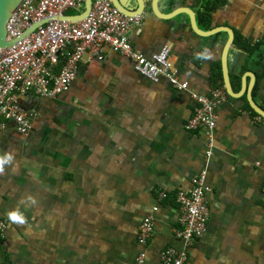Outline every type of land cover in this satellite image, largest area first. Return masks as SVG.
Returning <instances> with one entry per match:
<instances>
[{"label":"crops","instance_id":"obj_1","mask_svg":"<svg viewBox=\"0 0 264 264\" xmlns=\"http://www.w3.org/2000/svg\"><path fill=\"white\" fill-rule=\"evenodd\" d=\"M200 3L177 0L172 7L160 0L159 8L197 14ZM146 6L131 42L148 58L167 46L188 90L165 77L152 81L107 49L103 60L85 59L56 98L21 99L34 114L31 130L20 134L13 122L0 129V156L14 155V166L0 173V217L7 220L0 264H136L141 253L142 264H162V250L184 246L174 232L176 194L189 190L203 168L210 216L203 237L188 246L186 264H264V121L248 109L245 94L229 97L217 110L208 160L206 130L185 128L197 105L193 94L208 96L217 84L214 65H221L228 35H198L186 14L161 19L151 0ZM216 26L264 43V0H228L213 16ZM258 60L264 67V47L250 57L233 46L229 70L236 92L243 76L249 84L247 72L255 75L252 94L264 108V80L254 94ZM17 210L24 224L9 220ZM146 216L154 233L143 245L138 227Z\"/></svg>","mask_w":264,"mask_h":264},{"label":"built area","instance_id":"obj_2","mask_svg":"<svg viewBox=\"0 0 264 264\" xmlns=\"http://www.w3.org/2000/svg\"><path fill=\"white\" fill-rule=\"evenodd\" d=\"M83 4L84 0H24L7 25L9 40L23 36L35 22L70 14L71 10H78ZM140 24V16L123 14L109 0H95L90 13L82 21L52 20L11 47L1 48L0 129L13 122L17 132L27 134L32 128L34 114L23 107L21 99L30 93L42 98H56L70 88L85 59L103 60L107 49L128 58L138 73L152 81L158 82L165 77L173 87L188 90V83L180 81L175 73L167 46L151 58L134 47L130 33ZM62 58L64 62L61 64ZM193 97L197 105L185 128L189 131L206 130L208 160L214 146L217 110L229 96L219 81L210 95L193 94ZM256 119L264 121L259 115ZM206 177L207 169L203 168L192 178L189 190L177 192L179 215L174 232L184 246L162 250V264H186L188 246L205 234L210 216ZM167 195L162 191L159 198L164 199ZM6 230L7 220L0 217V242L4 248L7 247ZM153 233V217L146 216L138 227L139 243L146 244ZM144 257L145 254L141 253L136 264H142Z\"/></svg>","mask_w":264,"mask_h":264},{"label":"water","instance_id":"obj_3","mask_svg":"<svg viewBox=\"0 0 264 264\" xmlns=\"http://www.w3.org/2000/svg\"><path fill=\"white\" fill-rule=\"evenodd\" d=\"M24 0H0V49L8 48L17 43L19 39H22L32 32H34L39 26L44 25L52 20H64L70 22H79L87 17L90 13L95 0H84V4L81 8L76 10V13H70L60 16H51L44 18L38 22L33 23L21 36L17 39L9 40L7 33V25L12 18L13 14L18 10ZM114 7L120 12L128 16H142L147 8V0H109ZM160 0H151V11L161 19H172L180 14H186L190 19L191 29L201 36H212L220 32H226L228 35L227 41L223 46L221 53V69L223 76V83L227 92V95L231 98H240L244 94L247 101L254 112L264 118V108H262L254 99L252 90L255 84V75L252 72H247L246 76L250 77L249 84H245V77L243 76V84L240 91L234 90L230 70H229V55L234 46L235 33L231 27L216 26L210 30H203L199 27L197 22V16L195 11L188 7L180 6L175 8L170 13H163L159 8Z\"/></svg>","mask_w":264,"mask_h":264},{"label":"trees","instance_id":"obj_4","mask_svg":"<svg viewBox=\"0 0 264 264\" xmlns=\"http://www.w3.org/2000/svg\"><path fill=\"white\" fill-rule=\"evenodd\" d=\"M177 0H165L166 3L170 4L173 7L174 3ZM228 0H201L200 6L197 11V22L199 27L203 30H210L213 28V16L214 14L223 6L227 4ZM70 13H76V10H71ZM219 34V33H218ZM224 34V33H223ZM234 46L245 51L250 57L254 54H260L264 47L263 42H257L251 44V42L247 41L243 38L238 32L235 34ZM64 62V58L61 59V64ZM260 60L257 61L258 67L262 70V72L257 73V81L254 89V94L259 91L260 86L264 80V67L259 63ZM213 80L216 82H221L223 84V76L222 69L220 63L214 65L213 72ZM248 109L255 115H257L254 110L247 103Z\"/></svg>","mask_w":264,"mask_h":264},{"label":"clouds","instance_id":"obj_5","mask_svg":"<svg viewBox=\"0 0 264 264\" xmlns=\"http://www.w3.org/2000/svg\"><path fill=\"white\" fill-rule=\"evenodd\" d=\"M202 55L204 59H210L212 54L205 50ZM5 166H14V155L12 153L0 156V173L4 172ZM28 199L31 201L32 204L36 203L34 198L28 197ZM8 218L13 223L24 224L26 222L23 214L20 213L18 210L9 212Z\"/></svg>","mask_w":264,"mask_h":264}]
</instances>
